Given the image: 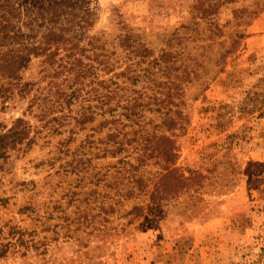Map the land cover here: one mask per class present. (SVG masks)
Wrapping results in <instances>:
<instances>
[{
    "label": "rangeland",
    "instance_id": "rangeland-1",
    "mask_svg": "<svg viewBox=\"0 0 264 264\" xmlns=\"http://www.w3.org/2000/svg\"><path fill=\"white\" fill-rule=\"evenodd\" d=\"M50 32L63 39L18 79L0 72V137L19 118L29 126L0 150V264H264V0H0V54L45 45ZM127 32L153 48L149 60H128ZM166 48L179 51L177 66H202L170 112L186 117L177 165L200 176L169 181L161 200L129 195L114 160L73 172L86 137L101 147L109 131L98 126L106 115L84 130L75 122L106 92L108 60L151 68L157 76L135 87L151 93L152 77L164 80L151 60Z\"/></svg>",
    "mask_w": 264,
    "mask_h": 264
},
{
    "label": "trees",
    "instance_id": "trees-1",
    "mask_svg": "<svg viewBox=\"0 0 264 264\" xmlns=\"http://www.w3.org/2000/svg\"><path fill=\"white\" fill-rule=\"evenodd\" d=\"M62 39L63 33L50 32L44 35L45 45H26L18 50L0 54V72H11L13 78L18 79L17 73L25 68L33 57L46 54L52 43H60ZM119 42V46L128 50V60L130 61L134 60L135 57H139L141 62L142 60H149L154 54L153 48L129 32L125 33ZM177 52L179 51L166 48L161 55L151 60L154 61L153 64L149 62L152 68H162V76H164V80H157L159 77H152L157 89L151 88V93L146 92L144 87L135 88L137 84L148 77V74L153 76L154 71H150L151 68L149 70L148 68H141L140 70L135 66L138 63L130 62L126 63L125 68L117 70L119 68L117 67L118 60L115 58L108 60V74L112 75L106 80L109 83L106 86V92L98 97L94 105L90 104L85 113L80 112L79 117H75V122L81 130H84L88 123L93 122L96 117L106 115L107 118L98 126L101 129L109 127V131L102 141L99 140L101 147L94 145L93 135L86 137L90 147H87L88 151L83 149L84 151L80 153L78 159H73V172L84 171L88 173L91 163L95 160H114V164H111V167L115 168L114 177L118 179L121 177L122 180H127L129 184H133L127 191L129 195L138 189V194L148 192H151L152 195L159 194L161 200L166 199L170 193L169 181L176 180L183 185L187 180L200 176V172L196 169H187L189 172L187 176L186 169L177 165L181 149L177 140V136L180 134H176V131L183 129L182 123L186 117L179 108L174 110L176 116L170 117V112L173 110V106L177 108L179 105V103H174L175 100L184 95L183 89H181L184 81H201V74L203 73L200 74V67L202 66L196 64L198 67H195L186 63L177 66L180 56V53ZM112 54L113 52L110 57ZM224 56L225 54H221L218 62ZM81 72L83 73L84 70ZM154 75L157 76L156 73ZM119 80L123 83L129 82L130 85H121ZM127 86L130 88L133 86V94L126 96L118 93L119 88L127 89ZM78 92L77 94L73 92L70 98L75 97V95L78 98ZM93 107L98 111H92ZM146 110L159 111L160 114H163L161 117L163 119L162 124L150 127L145 120ZM53 119L58 120L57 117ZM159 126L166 128V130L157 129ZM28 131L27 123L19 118L10 131L0 137V150L3 151V148L9 147L11 144L16 145L18 141L27 136ZM77 151L76 153H78ZM93 168L94 166H92V170ZM98 174L99 172L95 175ZM133 208L143 209L144 207L135 205Z\"/></svg>",
    "mask_w": 264,
    "mask_h": 264
}]
</instances>
